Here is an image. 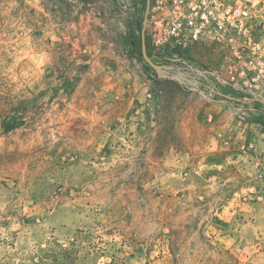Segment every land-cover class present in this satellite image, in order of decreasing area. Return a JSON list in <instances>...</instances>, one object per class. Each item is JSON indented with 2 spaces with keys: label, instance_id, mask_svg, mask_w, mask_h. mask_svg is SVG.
Instances as JSON below:
<instances>
[{
  "label": "rangeland",
  "instance_id": "obj_1",
  "mask_svg": "<svg viewBox=\"0 0 264 264\" xmlns=\"http://www.w3.org/2000/svg\"><path fill=\"white\" fill-rule=\"evenodd\" d=\"M146 2L0 0V264H264V108L158 76Z\"/></svg>",
  "mask_w": 264,
  "mask_h": 264
},
{
  "label": "built area",
  "instance_id": "obj_2",
  "mask_svg": "<svg viewBox=\"0 0 264 264\" xmlns=\"http://www.w3.org/2000/svg\"><path fill=\"white\" fill-rule=\"evenodd\" d=\"M146 1V44L157 63L205 84L211 100L224 94L264 108V0ZM203 51L220 65L200 67Z\"/></svg>",
  "mask_w": 264,
  "mask_h": 264
},
{
  "label": "water",
  "instance_id": "obj_3",
  "mask_svg": "<svg viewBox=\"0 0 264 264\" xmlns=\"http://www.w3.org/2000/svg\"><path fill=\"white\" fill-rule=\"evenodd\" d=\"M149 4H150V0H148V7H149ZM146 24H147V19L144 20V26H143V30H142V55H143V59L158 74V76L166 77L170 74V69L172 67H167V66H164L162 64H159L150 56V54L148 52V47L146 44V37H145V28L144 27L146 26ZM191 83H193L195 85L196 91H200L203 95H205L204 91L200 90L197 82L191 81ZM222 96L226 97L228 100H234L233 97H228L224 94H222ZM259 101H262V100H259Z\"/></svg>",
  "mask_w": 264,
  "mask_h": 264
},
{
  "label": "crops",
  "instance_id": "obj_4",
  "mask_svg": "<svg viewBox=\"0 0 264 264\" xmlns=\"http://www.w3.org/2000/svg\"><path fill=\"white\" fill-rule=\"evenodd\" d=\"M257 126H262L263 124H256ZM264 132V131H263ZM263 138H264V133H263ZM261 156H258L257 157V160L255 161V164L257 166H261L262 168H264V151L261 152ZM255 215L253 213H250V214H246V220L249 221L250 224H248V226H252V222L253 220L255 219ZM257 222V221H256ZM253 229L254 232L257 231V229L255 227H251Z\"/></svg>",
  "mask_w": 264,
  "mask_h": 264
},
{
  "label": "trees",
  "instance_id": "obj_5",
  "mask_svg": "<svg viewBox=\"0 0 264 264\" xmlns=\"http://www.w3.org/2000/svg\"><path fill=\"white\" fill-rule=\"evenodd\" d=\"M13 127L16 125H12ZM62 258V261L64 262H60L59 263V258L54 259L55 264H66L70 261H72V256H71V252L69 250H63L62 256L60 257V259Z\"/></svg>",
  "mask_w": 264,
  "mask_h": 264
}]
</instances>
